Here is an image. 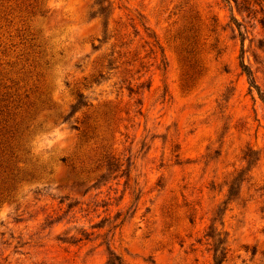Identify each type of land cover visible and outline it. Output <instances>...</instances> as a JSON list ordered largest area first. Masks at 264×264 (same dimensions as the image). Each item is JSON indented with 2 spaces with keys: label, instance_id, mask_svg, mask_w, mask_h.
Returning <instances> with one entry per match:
<instances>
[{
  "label": "rangeland",
  "instance_id": "1",
  "mask_svg": "<svg viewBox=\"0 0 264 264\" xmlns=\"http://www.w3.org/2000/svg\"><path fill=\"white\" fill-rule=\"evenodd\" d=\"M34 1L0 9L7 125L29 126L0 264H264V0Z\"/></svg>",
  "mask_w": 264,
  "mask_h": 264
},
{
  "label": "trees",
  "instance_id": "2",
  "mask_svg": "<svg viewBox=\"0 0 264 264\" xmlns=\"http://www.w3.org/2000/svg\"><path fill=\"white\" fill-rule=\"evenodd\" d=\"M4 1L5 0H0V9L3 8ZM38 1L36 0L29 5L26 4L27 6L22 4L24 7L23 12L26 15H28V17L29 16L34 17L35 15H40V16L44 15V12L40 10L39 5H35L37 4ZM231 1L236 5L237 10L241 12V14L248 13L249 15L250 14L255 15L258 13L252 10L253 7H251V3L249 0H231ZM256 4L260 6L261 0H258V3ZM263 9L264 8L261 7V10L259 11L261 17L258 20V23L261 25L264 24ZM253 18H255V16ZM239 32H240V36H242L243 34L241 33V31ZM240 66L243 74L247 77L250 89H255L257 92H259L258 87L254 82L251 70L248 68L247 65L243 63V61L240 62ZM11 98L12 96H10V94L8 93V88L0 83V174L2 173L6 174L8 171H10L8 162L14 158L15 155L14 149L18 150L19 148H21L20 151L23 149L24 152V146L27 143V141L24 140V134L25 132H28L29 126H25L22 129V132L18 133V131L13 132V129L7 125L8 123L7 120L11 115L9 109L10 106L13 104L10 102ZM78 98H79L78 104H81L83 106V104L81 103L82 95H79ZM11 109L16 111L18 107L14 105V107H12ZM73 114L74 112L68 114V116L63 117V121H67V119L69 117H72ZM15 159H17V157ZM16 163L18 164L17 161ZM230 190H232V188H230ZM230 190L229 193L231 194ZM214 264H219V262L215 259Z\"/></svg>",
  "mask_w": 264,
  "mask_h": 264
}]
</instances>
